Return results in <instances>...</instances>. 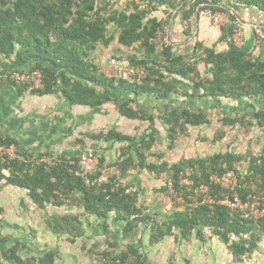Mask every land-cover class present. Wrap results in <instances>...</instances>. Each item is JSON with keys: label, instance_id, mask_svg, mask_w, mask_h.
<instances>
[{"label": "trees", "instance_id": "obj_1", "mask_svg": "<svg viewBox=\"0 0 264 264\" xmlns=\"http://www.w3.org/2000/svg\"><path fill=\"white\" fill-rule=\"evenodd\" d=\"M237 5L256 6L264 11V0H128L126 6L115 8L106 4V0H0V58L11 59L13 71H42L44 87L33 89L34 93H60L74 104L91 107L115 102L121 114L129 119L153 123V116H146L144 109L135 108L131 103L144 95L155 96L166 104L160 119L167 125L166 141L173 148L178 133L184 132L188 125L199 126L209 121L207 112L202 109L176 107L168 102L183 79L193 81L195 91L202 89V99L264 97V62L248 58L246 53L234 46L232 40L230 49L222 52L193 40L194 44L185 45L184 51L177 53L166 39L168 26L178 8L176 17L190 23L199 7L224 12L235 20L231 11ZM131 7L133 10L128 12ZM160 10L164 11L165 17L160 18L155 14ZM224 31L231 37L233 25L228 24ZM185 33H191L189 27L185 28ZM114 40L128 47L139 43L144 49L142 58L132 56L129 62V65L145 70V76L139 82H128L121 77L116 82L115 78L100 73L92 62L91 56L98 44L109 46ZM199 50L204 53L198 55ZM193 57L198 60H192ZM113 59L121 58L115 56ZM199 59L211 65L212 78L203 79L199 74ZM29 64L32 67L27 69ZM168 75L170 79L166 80ZM21 88L26 89L24 86ZM114 89L122 90L123 94H114ZM125 95L129 96L128 100L121 101ZM253 116L257 119V125L264 127V110L257 111ZM222 121L227 125L241 123L246 126L244 115L234 118L224 116ZM159 135V131L154 129L138 139L111 129L106 134L101 132L93 137L125 142L119 159L109 164L118 166L122 176L138 167L157 174L166 171L173 188L187 198L190 189L195 192L199 185L209 184L212 174L221 175L233 170L243 177L241 186L236 188L239 197L243 201L247 197L259 199L260 204L264 205V153L252 158L247 174H241L239 164L237 166L243 156L232 151L207 158L183 159L173 165L167 161H148ZM1 140L3 144L13 143V139L3 136ZM22 153L25 155L23 160L0 159V181L27 189L35 204L44 207L47 203L55 202L60 205L63 203L61 196L68 199L77 192L81 205L88 213L105 221L114 212L116 220L126 221L123 228L126 238L130 237L131 230L139 222L149 219L150 216H140L136 196L127 193V187L118 185L117 180L103 184L95 182L101 173L100 168L104 167L103 156L100 157L99 168L90 175V183H86V179L77 174V156L70 159L63 157L59 163L48 166L30 159L33 154ZM158 157H163V154ZM71 159L75 161L73 164L70 163ZM4 171L9 174L6 175ZM181 174L188 176L193 183L183 186L180 183ZM210 188L213 202L193 203L191 211H172L161 225L166 226V231H159L160 237L171 232L172 228H178L186 235L195 228L201 233L204 227H208L225 243H230V249L236 256L256 249L260 234H264V216L252 220L241 218L220 203L226 189L215 183ZM255 229L260 234H256L254 240L251 238L241 243L233 239L230 242L231 236L240 238L243 234L253 233ZM6 239L0 240V252L8 264L54 263L56 252L49 251L39 258L26 260L19 253V244L10 248L2 246L6 244ZM135 253L137 250L129 244L126 250L118 254L106 252V260L102 264H152L146 258H138Z\"/></svg>", "mask_w": 264, "mask_h": 264}, {"label": "rangeland", "instance_id": "obj_2", "mask_svg": "<svg viewBox=\"0 0 264 264\" xmlns=\"http://www.w3.org/2000/svg\"><path fill=\"white\" fill-rule=\"evenodd\" d=\"M127 3L128 0H106V4H110L111 8L126 6ZM128 9V12L133 10L132 7ZM155 14L166 16L163 10ZM187 44H194V42H188L185 45ZM177 50L174 51L180 52L179 49ZM189 50L192 52L191 49ZM199 52L198 55L204 53L203 50ZM115 56L121 58L117 60L122 63L126 61L129 65L132 56L138 58L144 56V49L139 43L128 47L120 44L118 40L112 41L109 46L98 44L92 53V62L96 64L100 73H104L109 78H115L116 82H119L122 68L112 63ZM0 59L4 60L2 57ZM5 59L4 62L10 71H13L11 69L12 60ZM192 60L198 59L193 57ZM197 66L203 79H208L209 77L202 75L208 72L207 66L200 59ZM31 67L29 64L27 69ZM168 79H170L169 75L166 77V80ZM183 80L177 84L176 91H173L168 102L176 107L204 110L207 112L208 123L199 126L188 125L184 132L178 133L173 148H170L166 141L167 125L160 119L166 104L149 94L141 97L140 100L137 99V102H141V108L147 112L146 116H153L154 122L139 119L129 121L128 131L131 132L129 135L141 139L154 129L159 131L160 135L149 153L148 161L159 163L167 161L173 165L183 159L207 158L217 153L232 151L243 156V160L237 163V166L239 164L241 174H247L252 158L264 153V127L258 126L257 119L253 116L257 111L264 110V104L252 100V102H227L223 98L221 100L207 97L202 99L200 98L202 89L198 88L195 91L193 81ZM16 87L22 89V85ZM22 91L24 94L30 93L29 95L34 93L33 89L29 88ZM119 91L121 92L120 89H114V94ZM35 93L34 95H37ZM34 95L33 98L36 97ZM125 96L121 98V101L128 100L129 96ZM44 102H61V100L55 94ZM146 103L147 105L142 106ZM133 104L131 106H134ZM50 115L52 113L48 112L44 119H48ZM243 115L246 126L241 123L227 125L222 121L224 116L234 118ZM39 119L38 117L37 121ZM95 124L96 127L92 129L95 132L87 130L85 126H80L76 130L77 133L80 130L86 133H80L77 141L72 139L67 144V138H63L59 142L51 141L53 144L44 146L43 151H37L36 148V152L30 156L31 159L50 166L59 163L63 157L70 159L75 154L79 158L86 151L90 153L105 150V147L93 142V135L106 131V126L103 127L106 122L99 120ZM34 125L37 127L40 123L37 122ZM120 144L123 146V143ZM69 147L73 151H70ZM161 153L163 157L160 158L158 156ZM74 162L70 160V163ZM189 172L187 171L188 174ZM4 173L9 174L7 171ZM180 177L182 179L180 183L183 186L192 184L186 183V181L192 182L188 176L181 174ZM238 177L242 181L243 177ZM116 180L118 185L127 187V193L136 196L135 202L141 209L140 216H150L147 221L139 222L127 238L123 229L126 221L116 220L114 212L105 221L103 218L88 213L81 205L80 195L77 192L68 199L61 196L60 200H63V203L60 205L53 202L43 207L33 202L27 189L6 184L5 180L0 181V207L3 208V213L0 214V240L7 238L6 244L2 246L10 248L19 244L17 245L19 253L26 260L39 258L49 251H54L56 256L53 264H102L106 260V252L118 254L126 250L129 244L137 250L135 254L138 258H146L152 264H264V234L261 235L258 229L253 231L254 234L249 232L240 238L235 235L231 236L230 242L237 239L241 243H246L251 238L254 240L256 234L257 236L260 234L256 249L241 256L234 255L230 249V243H225L212 228L208 227H204L201 233H198L195 228L186 235L178 228H172L171 232L160 237L159 231H166V226L161 225L172 211H191L194 208L193 203H196L194 201L196 193L192 189L186 198L173 187L170 188L171 178L166 171L157 174L138 167L127 171L123 176L121 172V176ZM186 199L191 202L188 203ZM209 200L212 201L211 198ZM0 264H6L1 252Z\"/></svg>", "mask_w": 264, "mask_h": 264}, {"label": "crops", "instance_id": "obj_3", "mask_svg": "<svg viewBox=\"0 0 264 264\" xmlns=\"http://www.w3.org/2000/svg\"><path fill=\"white\" fill-rule=\"evenodd\" d=\"M237 6L236 9L232 8L231 12L235 15L237 20H240L245 24L246 32L242 43L238 46L234 44V46L246 53L248 58L264 62V11L256 6ZM178 9L174 11L166 35L167 42L174 47V50L179 49L181 52V49H183L182 51H184L185 44L188 42L193 43V40L202 43V45L207 48H215L218 52L230 49L229 44L231 43L232 38L224 31L225 26H213L207 18L200 16V7L191 18V22L184 23L179 17H176ZM162 15L163 14H159V17L162 18ZM228 24H226V26ZM186 27L190 28V34L185 33ZM2 59L4 60L1 61L0 59V75L3 76L0 83V136L13 139V143L11 144L15 146L16 150L18 149L20 152L22 151L27 155H31L36 152V148L37 151H43L42 148L44 146L53 144L52 142H59L63 138H67V144L72 139L77 141L80 137V133L83 132V130H80L77 133L76 130L80 128V126H85L87 130L92 131V129L96 127L95 122H98L99 120L106 122V124L103 125V127L106 126V131L102 132L99 128V131L102 133L106 134V132L111 129H115L126 135L131 133L128 131V122H133L136 119H129L123 116L118 110L115 102H106L101 106L91 107L89 105L74 104L60 93L56 94L61 102H44L51 99L55 94L40 95L35 93L37 95H34L33 93V95L36 96L33 98L31 93L32 97L29 98L31 96L29 95L30 93L24 94L22 89L16 87V84L14 87V83L11 82L8 76L10 69L4 62L6 59ZM203 63L207 66L208 72L202 75L209 77L208 79L212 78L211 65L206 64L205 62ZM125 64H127L126 61ZM118 93L116 95H121L123 94V91L121 90V92L119 91ZM141 97L136 98L135 102H132L131 104L136 103L133 105H138L141 108V102H137V99L140 100ZM245 97L246 96L238 99H223H226L227 102L253 101L264 104V97L253 96L247 97L248 99L243 100ZM145 105H147V103L144 105L142 104V106ZM48 112H50V114L52 113V115H50L48 119H44L47 117L46 115ZM38 117L40 119L37 121ZM37 122H39L40 125L35 127L34 124ZM39 127L41 129H39ZM94 139L95 138L93 137L94 143L97 142V144L99 143V146H103L106 149L100 151H98V149V152L91 151L90 153L89 151H86L81 156L97 154L93 156L98 157L99 160L100 157L103 156L105 158L104 165L113 163L119 159L122 152L121 148L125 145L124 142L114 140L106 141L104 138ZM120 143H123V146H121ZM93 145L96 146V144ZM70 151H73V149L70 148ZM22 152L21 155L24 157L25 155ZM2 262L5 263L4 261ZM6 264L8 263L6 262Z\"/></svg>", "mask_w": 264, "mask_h": 264}, {"label": "built area", "instance_id": "obj_4", "mask_svg": "<svg viewBox=\"0 0 264 264\" xmlns=\"http://www.w3.org/2000/svg\"><path fill=\"white\" fill-rule=\"evenodd\" d=\"M200 16L207 18L215 26L223 27L226 24L233 25L232 31V42L235 45H240L242 43L243 37L245 36L246 26L240 20H231L230 17L221 11H214L211 8H203L199 10ZM112 63H116L118 66L120 64L121 78L128 82H139L142 77L145 76V70L140 67H135L132 65H127L122 63L117 59H112ZM11 82L17 85H22L29 89H39L44 87L43 73L40 70H28L26 72L10 71L8 74ZM3 76L0 75V83ZM25 159L21 154L18 153L13 144H3L0 137V159L2 161L6 159ZM100 160L98 157L93 155H83L79 158L77 165V174L86 179V183H90V175L99 168ZM101 173L95 178V182L98 184H103L110 182L111 180H116L121 176V170L118 166L104 165L100 168ZM239 175L233 171H227L221 175L214 173L210 176L209 184H201L195 190V202L205 203L213 202V197L210 191L212 184H219L223 189L227 191L224 193V197L220 199V203L227 206L230 210L237 213L243 219H257L264 216V205L260 204L259 199H251L247 197L246 201H243L239 197L236 188L240 187L241 180ZM182 182V179H181ZM187 184L193 183L186 181ZM172 180H170V188L172 186ZM201 198V199H200ZM212 199L210 201L209 199ZM200 199V201H199ZM171 205V204H170Z\"/></svg>", "mask_w": 264, "mask_h": 264}]
</instances>
